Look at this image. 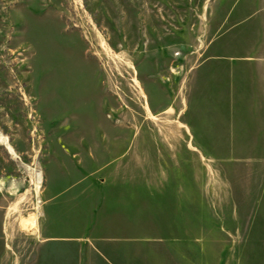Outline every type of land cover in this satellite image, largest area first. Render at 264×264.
Wrapping results in <instances>:
<instances>
[{
	"label": "rangeland",
	"instance_id": "rangeland-1",
	"mask_svg": "<svg viewBox=\"0 0 264 264\" xmlns=\"http://www.w3.org/2000/svg\"><path fill=\"white\" fill-rule=\"evenodd\" d=\"M243 1L0 0V264H264V149H181L188 71ZM214 119L201 90L205 146Z\"/></svg>",
	"mask_w": 264,
	"mask_h": 264
},
{
	"label": "crops",
	"instance_id": "crops-1",
	"mask_svg": "<svg viewBox=\"0 0 264 264\" xmlns=\"http://www.w3.org/2000/svg\"><path fill=\"white\" fill-rule=\"evenodd\" d=\"M249 4L243 1L236 16L234 11L231 12L228 47L216 45L214 59L203 64L202 69L200 61L188 71L185 80L182 134L187 140L181 149L188 154L189 150L196 151L199 162L201 149H249L251 147L247 145H239L249 140L264 149V0L254 3L252 14L243 8ZM243 11L245 14L242 15ZM202 79L208 82L204 87L201 86ZM201 90L212 95L215 111L212 146L201 144ZM223 109L228 111L225 125L229 126L224 134L221 130ZM249 125L253 126L252 130L246 128ZM223 135L229 142L226 147L221 145ZM139 162L140 159H134L133 165L140 167ZM117 176L125 181L124 185L118 186L119 192L125 193L122 200L136 203L142 193L141 169L135 168L132 175ZM106 188L105 185L102 187L104 191ZM113 199L104 195L101 207L110 205ZM117 260H122L120 255Z\"/></svg>",
	"mask_w": 264,
	"mask_h": 264
},
{
	"label": "bare ground",
	"instance_id": "bare-ground-1",
	"mask_svg": "<svg viewBox=\"0 0 264 264\" xmlns=\"http://www.w3.org/2000/svg\"><path fill=\"white\" fill-rule=\"evenodd\" d=\"M6 148L9 150L10 153L15 154L14 150L9 145H7Z\"/></svg>",
	"mask_w": 264,
	"mask_h": 264
}]
</instances>
